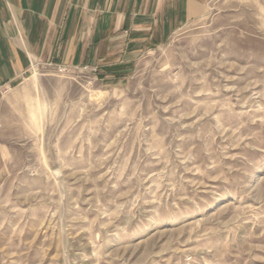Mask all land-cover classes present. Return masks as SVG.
<instances>
[{"label": "rangeland", "instance_id": "rangeland-1", "mask_svg": "<svg viewBox=\"0 0 264 264\" xmlns=\"http://www.w3.org/2000/svg\"><path fill=\"white\" fill-rule=\"evenodd\" d=\"M113 60L4 93L0 264H264V0Z\"/></svg>", "mask_w": 264, "mask_h": 264}, {"label": "crops", "instance_id": "crops-1", "mask_svg": "<svg viewBox=\"0 0 264 264\" xmlns=\"http://www.w3.org/2000/svg\"><path fill=\"white\" fill-rule=\"evenodd\" d=\"M210 1L0 0V87L22 85L34 62L116 71L114 58L162 45Z\"/></svg>", "mask_w": 264, "mask_h": 264}, {"label": "built area", "instance_id": "built-area-1", "mask_svg": "<svg viewBox=\"0 0 264 264\" xmlns=\"http://www.w3.org/2000/svg\"><path fill=\"white\" fill-rule=\"evenodd\" d=\"M60 69V71L66 72L68 70H71L70 67H66V66H60L58 67ZM85 69V68H84ZM7 91V89H3V87H0V98H3L4 93Z\"/></svg>", "mask_w": 264, "mask_h": 264}]
</instances>
